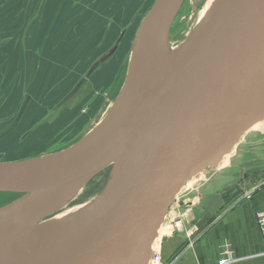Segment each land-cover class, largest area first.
<instances>
[{
  "label": "water",
  "instance_id": "water-1",
  "mask_svg": "<svg viewBox=\"0 0 264 264\" xmlns=\"http://www.w3.org/2000/svg\"><path fill=\"white\" fill-rule=\"evenodd\" d=\"M185 1H152L118 91L87 133L63 150L0 163V194L16 195L0 206V264H148L176 197L264 122V0H215L172 51ZM104 171L92 199L52 220Z\"/></svg>",
  "mask_w": 264,
  "mask_h": 264
},
{
  "label": "rangeland",
  "instance_id": "rangeland-1",
  "mask_svg": "<svg viewBox=\"0 0 264 264\" xmlns=\"http://www.w3.org/2000/svg\"><path fill=\"white\" fill-rule=\"evenodd\" d=\"M100 1L106 2L108 14L97 6L96 0H0V163L63 150L87 133L109 109L111 98L122 82L126 69L122 65L131 50L136 28L153 0ZM204 4V0L185 1L170 30L171 46L181 45L189 37L200 21ZM113 10L118 21L113 19ZM88 15L104 21L105 29L112 21L117 22L120 33L111 51H115L126 29L127 34L117 52L101 64L86 85L68 98L91 66L106 55L91 60L93 48L84 49L80 56L73 46L78 21ZM123 21L127 24L120 30L119 23ZM104 31L97 32L101 41L94 43V51L104 47ZM29 38L35 43L34 48L29 46ZM103 69L109 71V79L99 74ZM244 136L247 142H255L248 154L259 152L264 144V132L250 129ZM257 154L264 159V151ZM229 156L228 161L232 159ZM256 167L262 168L264 163L259 162ZM226 170L219 166L214 172L194 178L179 194L178 202L193 201L199 185L211 177L218 181L220 173L227 176ZM105 176L106 171L94 177L52 220H60L82 208L85 204L80 203L92 199L102 189ZM216 187L222 190L221 184ZM167 233L163 231L164 236L171 231Z\"/></svg>",
  "mask_w": 264,
  "mask_h": 264
},
{
  "label": "crops",
  "instance_id": "crops-1",
  "mask_svg": "<svg viewBox=\"0 0 264 264\" xmlns=\"http://www.w3.org/2000/svg\"><path fill=\"white\" fill-rule=\"evenodd\" d=\"M96 4L103 7L102 11L108 14L106 2L96 0ZM112 15L113 19L116 18L118 21L116 11L113 10ZM126 24L127 22H120V30ZM105 26L104 21L95 20L90 15L80 17L73 41V46L80 56L84 49L91 51L93 48L92 60L93 57H101L111 49L120 31L115 20L108 24L106 29ZM102 29L103 31L105 29L102 37L104 47L94 51V43L98 44L101 41L97 37V32ZM126 34L127 30L123 33L120 44ZM35 35L36 32H33V36ZM28 43L32 48L35 47L32 39L29 38ZM18 47L19 44L15 50ZM99 74L109 79V71L106 69ZM245 137L243 136L234 148L230 155L232 159L227 162L225 168L220 167L221 170L228 169L227 176L222 172L218 181L211 177L206 183L199 185L195 189L191 201L193 203L191 216L184 223V229L166 235L161 241L160 253L163 264H220L223 260H227V264H264V231L258 227L255 218L256 214L264 212V167H256L257 163H264V159L257 154L264 151V144L260 146L259 152L249 155L248 150L254 147L255 142H247ZM252 165L254 166L251 168ZM234 171H237V174L233 173ZM246 183L251 186L247 187ZM219 184L222 190L216 187ZM238 185L245 187L242 188L244 192L252 191L249 200L236 201L239 193L235 195L236 191L233 192L232 188ZM187 228H193L192 237L187 236Z\"/></svg>",
  "mask_w": 264,
  "mask_h": 264
},
{
  "label": "built area",
  "instance_id": "built-area-1",
  "mask_svg": "<svg viewBox=\"0 0 264 264\" xmlns=\"http://www.w3.org/2000/svg\"><path fill=\"white\" fill-rule=\"evenodd\" d=\"M241 199L243 200H249L250 194L246 193L244 194ZM187 212L182 211L181 209V203L178 202L176 199V202L171 207L169 214L167 215L166 221H165V227L167 229H176L177 231L182 229V219L186 216ZM256 222L258 227L264 231V212H260L256 214L255 216ZM191 234V231L188 232V235ZM227 260H223L220 262V264H227ZM148 264H162L161 263V256L159 250H156L153 253V256Z\"/></svg>",
  "mask_w": 264,
  "mask_h": 264
},
{
  "label": "bare ground",
  "instance_id": "bare-ground-1",
  "mask_svg": "<svg viewBox=\"0 0 264 264\" xmlns=\"http://www.w3.org/2000/svg\"><path fill=\"white\" fill-rule=\"evenodd\" d=\"M198 1H199V0H198ZM204 1H205V4H204V5H205V9H204V11H203V13H202V16H201V18H200V21L203 19V17H204V16L206 15V13L209 11V9H210L212 3L215 2V0H204ZM200 21H198V22L195 24V26H196ZM176 47H177V44H173L172 47H171L172 51H175L176 49H178V48H176ZM251 130H254V131H255V130H256V131H264V122L255 125L254 127L251 128ZM242 138H243V137H242ZM242 138H241V139H242ZM240 141H241V140H240ZM233 151H234V149H233ZM233 151H232V153H233ZM232 153H231V154H232ZM226 157H227V156H225V157L223 158L222 163L219 165L220 167H221V166L224 167V166L227 165L228 160H227ZM193 180H194V179H192L188 184L193 183V182H192ZM188 184H187L185 187H187ZM164 231L167 233V229H165ZM162 232H163V228L160 229L159 233L162 235ZM168 233H169V231H168ZM168 233H167V234H168ZM157 241H158V239H157ZM157 241L155 242L153 248L156 247ZM161 249H162V248H161ZM161 257H162V255H161Z\"/></svg>",
  "mask_w": 264,
  "mask_h": 264
},
{
  "label": "trees",
  "instance_id": "trees-1",
  "mask_svg": "<svg viewBox=\"0 0 264 264\" xmlns=\"http://www.w3.org/2000/svg\"><path fill=\"white\" fill-rule=\"evenodd\" d=\"M15 197H16V195H11V197H9V195H7V194H0V206L3 205V204H6L7 202H9L11 200H13Z\"/></svg>",
  "mask_w": 264,
  "mask_h": 264
}]
</instances>
